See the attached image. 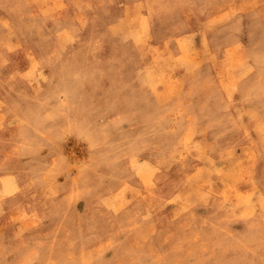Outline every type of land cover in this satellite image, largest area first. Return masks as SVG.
Segmentation results:
<instances>
[{
  "label": "rangeland",
  "instance_id": "374dc122",
  "mask_svg": "<svg viewBox=\"0 0 264 264\" xmlns=\"http://www.w3.org/2000/svg\"><path fill=\"white\" fill-rule=\"evenodd\" d=\"M0 264H264V0H0Z\"/></svg>",
  "mask_w": 264,
  "mask_h": 264
}]
</instances>
